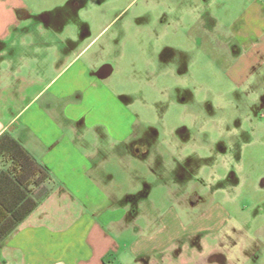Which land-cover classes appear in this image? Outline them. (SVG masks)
Listing matches in <instances>:
<instances>
[{
    "label": "rangeland",
    "instance_id": "obj_1",
    "mask_svg": "<svg viewBox=\"0 0 264 264\" xmlns=\"http://www.w3.org/2000/svg\"><path fill=\"white\" fill-rule=\"evenodd\" d=\"M22 2L28 18L15 15L24 23L11 40L16 55L51 43L72 49L66 64L85 49L79 62L110 70L103 79L136 117L135 134H156L148 159L128 157L124 170L111 166L113 178L137 174L132 183L121 182V192L141 182L135 197L159 211L173 203L183 227L215 207L227 214L216 235L184 239L183 253L178 241L169 264H264V53L253 56L237 35L251 0ZM26 32L34 39L23 40ZM255 39L264 43V35ZM45 55L35 63L49 68L53 59ZM112 105L110 116L117 110ZM166 146L173 149L169 174L157 166ZM187 196L201 202L189 207Z\"/></svg>",
    "mask_w": 264,
    "mask_h": 264
},
{
    "label": "crops",
    "instance_id": "obj_2",
    "mask_svg": "<svg viewBox=\"0 0 264 264\" xmlns=\"http://www.w3.org/2000/svg\"><path fill=\"white\" fill-rule=\"evenodd\" d=\"M251 4L237 21V35L253 56H260L264 43L260 46L255 37L264 35V0ZM18 9H26L22 0H0V136L8 134L49 177L33 190L36 207L0 245V264H169L178 241L183 253L199 236L216 235L227 216L220 207L183 227L173 203L159 211L150 200L135 197L141 182L121 192V182L132 183L137 174L113 178L111 166L124 170L129 158L142 162L152 150L147 158L130 152L140 138L136 117L110 95L98 69L79 62L85 49L66 64L72 49L51 43L16 55L11 40L24 25L15 18ZM251 23L260 24L257 31ZM32 36L26 32L21 38ZM45 54L53 59L49 68L35 63ZM110 102L117 108L113 116ZM165 152L157 166L169 174L173 149L166 146ZM200 202L194 199L189 207Z\"/></svg>",
    "mask_w": 264,
    "mask_h": 264
},
{
    "label": "trees",
    "instance_id": "obj_3",
    "mask_svg": "<svg viewBox=\"0 0 264 264\" xmlns=\"http://www.w3.org/2000/svg\"><path fill=\"white\" fill-rule=\"evenodd\" d=\"M48 177L8 134L0 136V245L36 207L33 190Z\"/></svg>",
    "mask_w": 264,
    "mask_h": 264
},
{
    "label": "flooded vegetation",
    "instance_id": "obj_4",
    "mask_svg": "<svg viewBox=\"0 0 264 264\" xmlns=\"http://www.w3.org/2000/svg\"><path fill=\"white\" fill-rule=\"evenodd\" d=\"M16 13L18 14V13H22L23 14V18H22V20H24V19H27L28 18V15L26 14V12H24L23 10H16L15 11V15H16ZM102 67V66H101ZM99 69H100V67H99ZM98 69V70H99ZM97 70V71H98ZM155 136H156V134L155 133H153V132H149V133H147L146 135H144L143 137H140V138H138L137 140H135L134 142H133V144L131 145V151L130 152H132V154L134 155V156H136V157H141V158H147V156H148V152H147V154L145 155V156H142L141 155V150H143L144 148H147V149H149V147H151L150 145H151V143H152V141H153V139L155 138ZM190 197H192L193 199H197V198H200V197H193V196H190ZM193 199H189L190 200V203L192 204L193 203Z\"/></svg>",
    "mask_w": 264,
    "mask_h": 264
},
{
    "label": "water",
    "instance_id": "obj_5",
    "mask_svg": "<svg viewBox=\"0 0 264 264\" xmlns=\"http://www.w3.org/2000/svg\"><path fill=\"white\" fill-rule=\"evenodd\" d=\"M110 72L109 69L105 68V67H101L97 72H96V75L100 78H104L106 75H108ZM148 152V149L147 148H144L143 150H141V155L142 156H145Z\"/></svg>",
    "mask_w": 264,
    "mask_h": 264
}]
</instances>
